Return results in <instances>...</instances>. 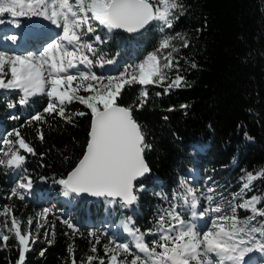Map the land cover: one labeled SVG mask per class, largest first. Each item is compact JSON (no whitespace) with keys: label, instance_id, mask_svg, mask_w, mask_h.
Masks as SVG:
<instances>
[{"label":"trees","instance_id":"obj_1","mask_svg":"<svg viewBox=\"0 0 264 264\" xmlns=\"http://www.w3.org/2000/svg\"><path fill=\"white\" fill-rule=\"evenodd\" d=\"M179 2L183 5L176 12L179 18L163 33L158 21H153L138 37L120 30L109 34L98 22H93L96 32L84 37L96 50V55L86 53L94 61L92 72L105 80L109 75L95 63L97 55L105 59L115 57L118 64L111 74L118 76L125 68L122 62L139 64L158 47L164 35L175 37L179 33L188 41V46L183 47L184 40H173L177 49L172 53L174 66L164 70L168 80L163 85L132 84L125 86L118 97L119 104L133 106L134 118L143 126L146 143L151 145L144 153L151 172L136 182L137 189L140 185L143 189L137 192V202L129 208L122 207L117 199L105 214L102 198L91 201L75 195L69 201L62 198V186L56 181L74 167L87 143L91 112L86 106L78 101L66 104V114L86 113L72 116L69 123L56 113H43L49 100L44 93L21 105L19 90L0 91V117H4L2 131L7 132L6 138L15 141L16 136L9 134L19 130L35 152L21 149L25 161L17 170L0 166V207L11 210L5 213L8 224L13 217L23 222L22 230L29 227L27 221L38 207L49 209L45 224L37 231L44 239L30 243L24 264H73V258L75 264H88V256L94 257L91 264H100L101 259L106 262L104 246L109 237L116 238L108 224L129 216L134 226L146 233L145 240L151 246L158 234L148 230H155L158 215L169 208L173 193L181 190L182 178L196 189L197 196L201 193L206 196L209 187L216 189L215 202H223L225 214L230 213L228 201L240 203L253 195L264 197V178L256 179L246 192H241V177L264 169V0ZM4 16L0 15V20ZM15 19L34 20L32 16ZM95 35L104 42H96ZM169 51L160 54L162 60ZM177 74L184 77V85L165 92L164 88ZM143 87L148 92L147 100L137 110ZM9 102L16 105L13 113L7 111ZM37 113L43 114L44 119L31 121ZM18 147L13 145L14 149ZM5 151L8 146L0 143V158H4ZM191 167L197 169V175L187 171ZM25 177L40 191L29 196L27 190L18 188L19 195H14L16 182H25ZM234 193H240L235 200ZM201 204L200 211L208 207L204 196ZM257 207L264 210V202ZM182 214L185 220H192L188 209H183ZM211 215L206 217L207 221ZM237 215L246 219L252 213L238 209ZM252 225L264 226V217L257 216ZM90 232L99 236V243ZM117 237L136 251L125 235ZM257 238L264 239L259 234ZM18 259L19 244L14 233H10L7 244L0 248V264H16ZM259 264H264V258L259 259Z\"/></svg>","mask_w":264,"mask_h":264},{"label":"snow or ice","instance_id":"obj_2","mask_svg":"<svg viewBox=\"0 0 264 264\" xmlns=\"http://www.w3.org/2000/svg\"><path fill=\"white\" fill-rule=\"evenodd\" d=\"M182 9L179 0H0V15H10L12 23H16L15 18L22 16H42L62 29L58 39L48 43L39 54L29 52L27 55H8L0 51V89L19 90L22 96L18 103L21 105L26 104L30 97L46 92L49 100L43 113H56L69 123L72 116H84L86 113L66 114V104L78 101L91 112L90 130L83 155L66 177L56 181L62 186L65 197H78L87 193L105 197L109 204L116 203L119 198L124 208L137 202V192L143 189V185L137 189L136 182L150 173L144 153L151 145L146 143L143 126L134 118L133 106H122L117 100L125 86L163 85L168 80L164 70L174 66L172 53L177 49L173 40L179 38L184 40L183 47L188 46V41L179 33L175 37L164 35L158 47L148 53L143 61L129 65L118 76H109L105 80L91 71L79 70L80 65L90 69L94 63L86 54L96 55L94 45L84 39L88 33L96 32L93 22H98L108 32L122 29L128 33H138L153 21H158L161 25L159 30L163 33L165 29L172 28L174 20L179 18L176 12ZM0 23L4 21L0 20ZM9 38L17 40L15 35ZM95 41L104 42L99 35L95 36ZM166 49L171 51L162 60L160 54ZM114 62L115 57L105 59L102 55H97L95 61L100 67ZM192 67L196 65L193 63ZM6 69L11 77L7 80L4 78ZM70 70H76V73L72 74ZM183 85L184 77L177 74L164 91ZM81 91L88 95H81ZM147 96V89L143 87L137 110L144 106ZM15 106L11 102L7 104L8 108ZM43 119L41 113L31 117V121ZM9 135H15L16 140L3 139L8 151L3 152L0 166L19 169L25 161L20 150L32 154L35 152L20 136L19 130ZM14 144L19 147L14 149ZM259 178H264V169L241 177V192H246ZM24 180L27 182H20L17 188H13L14 195H19L18 188L28 190L32 187L31 179L25 177ZM179 187L181 190L173 193V202L169 208L158 215L155 230H148V233L154 231L158 234V239L152 240L151 246L145 240L146 233L136 228L129 218L122 222L123 231L133 237L136 251H133L130 243L118 242L116 238L109 237V243L104 246L107 261L101 259L100 264H248L247 254L257 250L264 252V239L257 238V234L264 237V226L252 225L257 216L264 217V210L257 207L264 202V197L253 195L240 203L228 201L230 213L225 214L223 202H215L216 189L208 188L206 196L201 193L208 207L198 211L203 206L196 189L183 178ZM239 196L240 193H234L233 200ZM183 209L191 212L193 220L213 214L210 226L206 225V230H198L196 223L183 218ZM238 209L248 210L252 215L241 219L237 215ZM10 211L5 209L6 213ZM48 212L49 209L45 208L37 215L46 217ZM22 224V221L13 217L11 226L5 225L8 232L14 233L19 244L16 264H24L29 244L35 242L30 231L32 218L27 221L29 229L23 233ZM68 227L73 226L68 224ZM89 235L96 237L99 243V236L95 232ZM0 239L6 245L9 236L2 235ZM72 250L70 245L69 252L72 253ZM92 251H96L95 246ZM93 259V256H88V264Z\"/></svg>","mask_w":264,"mask_h":264},{"label":"rangeland","instance_id":"obj_3","mask_svg":"<svg viewBox=\"0 0 264 264\" xmlns=\"http://www.w3.org/2000/svg\"><path fill=\"white\" fill-rule=\"evenodd\" d=\"M33 17V23L32 24H30V25H32V26H34L35 28H37V27H39V29H50L51 31H55V33L52 35V37H48V38H46V39H44L43 41H39V42H41V43H39V44H42V47L44 48L48 43H50V41L52 40H55L57 37H59V34H58V31H57V29L56 28H58L56 25H53L52 23H51V21H49V20H47V19H45L44 17H42V16H32ZM1 20H3L4 21V23L1 25V23H0V30H4V32H7V34H9V35H13L15 32H16V34H14L15 36H17V40L16 41H12L10 38H9V36H7V35H5V34H0V39L1 40H5L7 43H14L15 45H17L18 43H19V39H20V37H19V31L15 28V27H13V24L12 23H10V21H12V17L11 16H8L7 14H6V16H4ZM37 24V25H36ZM106 29V28H105ZM106 31L108 32V30L106 29ZM112 32V31H111ZM111 32H108L109 34L111 33ZM96 36V35H95ZM95 36H93L94 37V40H95ZM7 37V38H6ZM0 43H3V44H6L7 45V43H4L3 41H0ZM43 48H40V49H38V54H39V52L40 51H42L43 50ZM0 51H3V52H6L8 55H17L15 52H13V51H9V50H7L6 48L4 49L3 47H0ZM146 57V56H145ZM144 57V58H145ZM144 58H143V60H144ZM142 60V61H143ZM122 64H123V66L126 68L127 66H129V65H133V64H131V63H124V62H122ZM108 65V64H107ZM80 68H82V69H80L79 68V70L80 71H89L88 69H86V68H83L82 67V65H80L79 66ZM114 68H115V66L114 67H107V66H105V70H106V72L108 73V75L109 76H115V75H112L111 73H113V71H114ZM124 68V69H125ZM71 72H72V74H75L76 73V70H70ZM124 71V70H123ZM5 80H7V79H10L11 77H10V73H8L7 72V69L5 70ZM0 91H3V92H6V91H8V89H0ZM44 94H46V92L44 93ZM47 95V94H46ZM88 95V94H87ZM7 111H9L10 113H13L14 112V109L13 108H10V109H8ZM4 117H0V129H1V131H0V143L2 144L3 142V139L4 138H6V136H7V132H3L2 131V129H3V123H2V119H3ZM6 152V151H5ZM17 170V169H16ZM190 174H192V175H197V173H195V172H197V170L195 169V168H189L188 170H187ZM18 177V175H17V173H15L14 174V178L16 179ZM18 183H20L19 181L18 182H16V184H15V186H14V188H17V185H18ZM26 183V182H25ZM39 192V188H37V187H35L34 185H32V187L30 188V189H28L27 190V192H26V194L27 195H29V196H34V194L35 193H38ZM63 193V192H62ZM65 196L62 194V198H64ZM65 198H67V197H65ZM64 198V199H65ZM108 201V200H107ZM46 207H38L37 209H36V211H35V214H34V216L33 217H31L32 218V220H33V224L31 225V229H30V231H31V237L36 241H42L43 239H44V237H42V236H40L38 233H37V231H38V225H44L45 224V219H46V217H42V216H38L37 214L38 213H41L44 209H45ZM5 207H0V236H2V235H10V232H8L7 231V229L5 228V225L7 224L8 225V227H10L11 226V224H8V222L6 221V216H5ZM48 209V208H47ZM191 215V214H190ZM17 219V218H16ZM11 220H12V218H11ZM18 221H19V219H17ZM192 220H193V218H192ZM202 220H204V219H201V218H199V217H197V218H195L194 219V223H196L197 225H201L200 227H202V230H206L205 229V226L206 225H208V226H210V224H211V222H208V223H206V225H203L202 226ZM127 221V219H123V218H121V219H119L118 221H117V223H115V224H113L112 222H109V224H108V226L116 233V239H117V241L118 242H121V237H117L118 235L119 236H123V235H125V232L123 231V224H122V222H126ZM11 222V221H10ZM29 229V227H27L26 228V230H28ZM26 230H22L21 229V231H22V233L24 232V231H26ZM126 235H127V233H126ZM126 238H127V240H131L132 241V243L134 244V242H133V237H131V236H129V235H127L126 236ZM31 243V242H30ZM126 243V242H125ZM6 244H7V242H6ZM5 245V242L2 240V239H0V248L2 247V246H4ZM31 247V244H29V248ZM111 247H113L112 245H111ZM262 253L263 252H260V251H257V254H253L252 252H251V254L253 255V259L252 260H250V262H248V264H257V262H258V257H262Z\"/></svg>","mask_w":264,"mask_h":264},{"label":"bare ground","instance_id":"obj_4","mask_svg":"<svg viewBox=\"0 0 264 264\" xmlns=\"http://www.w3.org/2000/svg\"><path fill=\"white\" fill-rule=\"evenodd\" d=\"M38 28V35H37V37H36V39L38 40V41H43L44 39H46V38H50V37H52V35L55 33V31L53 32V31H51L50 29H39V27H37ZM30 29H32L31 27H29V28H27L26 30H25V33L23 34V40L27 37V33H29V31H30ZM26 41H28V38L26 39ZM25 42V41H24ZM11 46H13V45H11ZM23 44L22 43H20L19 45H14L13 47H11L12 49H16V48H19V50H21V49H23ZM0 47H3L4 49L5 48H8L9 49V45L7 44H3V43H0Z\"/></svg>","mask_w":264,"mask_h":264},{"label":"water","instance_id":"obj_5","mask_svg":"<svg viewBox=\"0 0 264 264\" xmlns=\"http://www.w3.org/2000/svg\"><path fill=\"white\" fill-rule=\"evenodd\" d=\"M150 26V25H149ZM149 26H147L144 30H141L140 32H138V33H128V32H126V31H124V30H122V29H116V30H120V31H124V32H126V33H128L130 36H132V37H138V36H140L143 32H145L146 31V29L149 27ZM120 105H122V104H120ZM122 106H125V105H122ZM89 130H90V128H89ZM83 155V154H82ZM146 160V159H145ZM78 162V161H77ZM146 163H147V161H146ZM148 164V163H147ZM75 166V165H74ZM149 166V165H148ZM150 168V167H149ZM69 171H71V169L69 170ZM68 171V172H69ZM150 172H151V169H150ZM150 173H148V174H146L144 177H142V178H140L138 181H141V180H143L147 175H149ZM66 176H67V174H66ZM65 176V177H66ZM79 197H83V198H85V199H87V200H97V199H100V198H102V197H95V196H91V195H89V194H87V193H85V194H81ZM117 199H119V198H117Z\"/></svg>","mask_w":264,"mask_h":264}]
</instances>
